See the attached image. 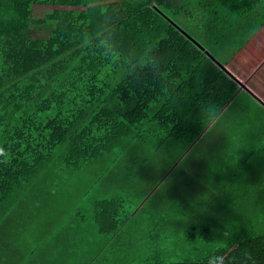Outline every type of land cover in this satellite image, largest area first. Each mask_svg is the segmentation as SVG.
Listing matches in <instances>:
<instances>
[{
	"label": "trees",
	"instance_id": "1",
	"mask_svg": "<svg viewBox=\"0 0 264 264\" xmlns=\"http://www.w3.org/2000/svg\"><path fill=\"white\" fill-rule=\"evenodd\" d=\"M247 14L264 0H0V264H264V105L211 52ZM214 141L255 150L209 175ZM98 160L111 179L74 180Z\"/></svg>",
	"mask_w": 264,
	"mask_h": 264
},
{
	"label": "crops",
	"instance_id": "2",
	"mask_svg": "<svg viewBox=\"0 0 264 264\" xmlns=\"http://www.w3.org/2000/svg\"><path fill=\"white\" fill-rule=\"evenodd\" d=\"M231 21L234 19H230ZM213 30L219 39L211 46L212 54L220 64L233 72L249 88L254 97L264 105V27H261L254 16L247 14L236 23L234 22L228 32L220 30L217 24ZM246 102L257 104V101L251 98H247ZM262 110L264 112L263 108ZM238 114L246 116L242 113ZM260 135L264 136V134ZM86 164L84 177L79 174L74 177V180L107 182L113 176L111 175L112 166L109 165L108 160ZM90 226L91 224H88L82 230L86 235L89 234V228L92 227ZM93 232L94 230L92 234Z\"/></svg>",
	"mask_w": 264,
	"mask_h": 264
},
{
	"label": "rangeland",
	"instance_id": "3",
	"mask_svg": "<svg viewBox=\"0 0 264 264\" xmlns=\"http://www.w3.org/2000/svg\"><path fill=\"white\" fill-rule=\"evenodd\" d=\"M211 8V7H215V4L210 1L207 2V6L202 7L200 1L196 2V4H194L193 6H191L189 8V11L179 19V25H181L185 30H187L190 34H192L193 36L196 35L197 31H198V26H197V19H198V14L200 9L203 8ZM51 9V7H46V6H35L34 7V13H33V17L35 18H44L46 17V14L49 12V10ZM217 13L215 15V20L218 21V24L223 28L224 23L227 22V24H225L226 28L229 26V19L227 18L225 21V16L223 15V13L225 12L222 9L217 8ZM36 36L42 38V37H48V32L45 31H37L36 32ZM240 37V36H239ZM254 114H252L250 116V120L254 123H259L258 121L260 120L258 113L259 111H253ZM257 140V143L262 144L264 143V139ZM217 142L214 141L213 145H206L205 149H204V153H203V162L202 165L199 166V170L202 171L205 168H207V170H205L206 174L209 175H214L216 172H218L219 174H225L227 171L229 173L230 170H234L236 169L237 165L239 163H242L241 159L244 157L245 154L249 153L250 151H254L255 150V145H248V147L243 148L244 144H239L236 146H232V142L229 143H222L217 150L215 151V146H216ZM221 148V149H220ZM229 155V162H226V157ZM249 161H246L245 163H247ZM209 163H216V165H210ZM254 165L255 163H250V168H252L254 174L256 175L258 171H256L254 169ZM201 167V168H200ZM213 168V169H211ZM196 171L197 169L195 168L194 171L188 170L186 171L187 175L191 178H193L192 180H189L186 183L183 184H179L176 186H172L170 187V189L175 188L176 190L181 189L183 191V194L185 195V190L186 188H190L188 183H192L194 184V180L196 177ZM84 172V171H83ZM85 173V172H84ZM217 174V173H216ZM79 176V174L77 175ZM247 176V175H246ZM206 181H215L213 178H208L206 177ZM239 181V179H237V182ZM221 182H225V179L222 177L219 179V184H221ZM200 183L202 185H204L201 181ZM206 185V184H205ZM166 186V185H165ZM179 186V187H178ZM193 189V188H192ZM204 189V188H203ZM167 187H165L163 189L164 193H166L167 191ZM196 190L192 191V194L195 193ZM169 194V193H168ZM163 197V196H162ZM164 200H166L169 203L168 198H164ZM175 201H177V199H175ZM174 200L171 203V208H174ZM178 205V204H176ZM175 205V206H176ZM91 227V226H90ZM92 230L93 228H89V234L86 235V242H88L89 244L91 243V241H94L96 238L94 237V235L92 234Z\"/></svg>",
	"mask_w": 264,
	"mask_h": 264
}]
</instances>
